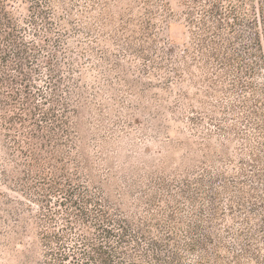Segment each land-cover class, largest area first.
Masks as SVG:
<instances>
[{
    "label": "rangeland",
    "instance_id": "obj_1",
    "mask_svg": "<svg viewBox=\"0 0 264 264\" xmlns=\"http://www.w3.org/2000/svg\"><path fill=\"white\" fill-rule=\"evenodd\" d=\"M52 1L49 11V0H5V12L37 54L32 69L20 55L25 45L1 46L9 65L23 69L10 67L8 75L30 84L29 111L37 114L40 106L68 117L72 155L88 165L90 172L82 173L92 174L93 191L118 204L127 181L141 183L131 193L130 214L140 206L155 210L147 199L162 205L168 187L170 207H179L186 228L209 217L221 264H264V102H257L264 83L254 80L258 94L245 93L233 68L194 57L213 35L192 40L191 31L202 35V28L192 29L191 20L205 19L230 48L225 23L202 14L203 0ZM4 64L0 60V264H28L30 248L41 259L48 252L41 229L30 223H42L49 212L35 205L42 198L37 193L29 198L24 158L11 141L24 129L17 116L25 114L26 89L1 85ZM13 155L16 162L7 163Z\"/></svg>",
    "mask_w": 264,
    "mask_h": 264
},
{
    "label": "trees",
    "instance_id": "obj_2",
    "mask_svg": "<svg viewBox=\"0 0 264 264\" xmlns=\"http://www.w3.org/2000/svg\"><path fill=\"white\" fill-rule=\"evenodd\" d=\"M189 1L196 5L201 3L200 0ZM203 1L206 4L201 5L202 14L206 18L219 16L220 23H225L229 31L231 42L230 48L224 47V37L215 34L205 19L201 22L193 19L190 22L192 29L202 28V35L195 32L197 30H192V40L199 42L201 37L213 35L194 57L206 56L210 63L218 62L223 70L233 68L243 91L258 94L260 85L254 80L264 83V0ZM47 4L50 6L49 11L55 6L52 0ZM6 5L5 0H0V60L4 61L6 71L1 85L20 84L25 85L26 89V101L23 103L25 114L17 116L24 129L18 136L11 138V141L17 145L19 156L24 158L21 163L27 168L25 183L29 198L36 193L42 197L38 199L39 205L31 202L39 210L44 212L48 209L49 212L39 218L42 223H30L31 229L38 226L41 229L40 243L48 252L41 259L37 258L35 247L30 248L28 264H221L223 261L219 255L222 246L216 244L208 226L209 217H199L200 223L194 226L188 224L190 228H186L177 218L179 207H170L169 199L172 194L168 187L165 191L169 192L170 198H160L162 205L155 204L159 199L157 197L147 199V205H155V210H142L140 206L135 207V213L130 214L131 193L141 183H136L134 179L130 182L126 180L128 190L121 195L118 204L96 194L92 174H85L88 175L85 178L82 173L83 170L90 172L88 165L82 164L72 155L76 145L73 146L74 135L70 130L68 117H60L53 108L44 111L37 106L40 118L37 119L35 111L28 109L32 96L30 84H23L24 80L18 82L8 75L10 67L20 73L23 71L18 64L9 65L11 57L7 51L8 45H25L20 55L23 57L24 54L23 59L31 69L37 60V54H33L29 44L22 39L23 28L5 12ZM48 21L51 22L50 19ZM1 45H7V48L2 49ZM14 93L15 95L10 94L13 101L10 105L16 108L18 92ZM262 96L264 97V91ZM45 102L49 103V100L46 98ZM257 102L263 104L264 98ZM28 111L30 117H35L31 121L30 131L26 128ZM12 125L14 130L18 129ZM69 148L70 151L67 150ZM3 153L10 156L9 152ZM12 157L7 163L16 162L15 156ZM132 175L137 176L138 170L133 171ZM87 177L89 181L86 182ZM54 198L57 199V209L52 210ZM164 205L167 208H163ZM32 207L30 206L31 209ZM181 231H185L183 236Z\"/></svg>",
    "mask_w": 264,
    "mask_h": 264
}]
</instances>
